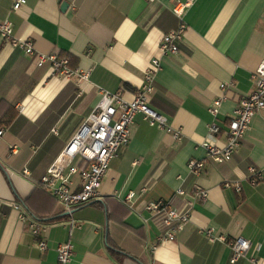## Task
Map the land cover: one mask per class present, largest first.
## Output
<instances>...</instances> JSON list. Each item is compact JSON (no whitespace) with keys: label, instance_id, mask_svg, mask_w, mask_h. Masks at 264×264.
Wrapping results in <instances>:
<instances>
[{"label":"crops","instance_id":"0c3cea01","mask_svg":"<svg viewBox=\"0 0 264 264\" xmlns=\"http://www.w3.org/2000/svg\"><path fill=\"white\" fill-rule=\"evenodd\" d=\"M13 2L0 0V23L7 20L37 54L67 58L88 77L53 76L50 62L37 66L0 37V118L14 114L0 127V264H57L56 247L67 242L69 264H230L228 244L237 238L249 249L234 264H264V180H246L249 166L264 168V109L229 161L215 163L200 146L226 144L227 123L254 90L251 75L264 61V0H26L17 11ZM182 3L188 6L178 18L173 9ZM180 23L178 52L162 56L163 35ZM154 59L160 67L148 104L181 138L137 115L98 198L68 215L42 190L41 178L88 119L99 91L132 101ZM221 97L213 117L208 107ZM189 161L202 162L199 176L189 174ZM71 182L77 191L78 175ZM194 189L206 198L193 201ZM129 192L131 203H124ZM156 201L190 213L172 241H159L162 221L145 211ZM32 220L43 229V252L28 229ZM206 229L225 243H209Z\"/></svg>","mask_w":264,"mask_h":264},{"label":"built area","instance_id":"2783aa9c","mask_svg":"<svg viewBox=\"0 0 264 264\" xmlns=\"http://www.w3.org/2000/svg\"><path fill=\"white\" fill-rule=\"evenodd\" d=\"M25 4L26 0H14L12 10L17 11ZM187 6L188 3L176 5L173 9L174 14L181 18ZM184 30L185 25L180 23L176 30L163 35L159 43V51L162 56L178 52V44L183 39ZM0 37L13 47L22 49L25 55L34 56L37 66L50 62L53 76H61L66 79L76 78L79 81H85L88 77V71L70 68L67 58L37 54L31 42L19 40L13 36L11 24L7 20L0 23ZM159 67V61L152 60L151 67L145 72L141 87L130 102L123 100L120 91L110 93L100 90L99 101L88 119L80 125L60 154L47 168L41 178L40 186L44 192L55 199L68 215H71L75 209L90 204L98 198L101 182L107 173L110 162L116 157L118 150L127 146L130 141L131 128L137 115H141L149 125L157 126L161 131L170 134L173 139L181 138V131L169 127L165 117L154 111L148 104V98L154 90L155 73ZM251 79L254 82V90L239 101L232 118L227 123L226 144L223 147H217L205 141L200 145L205 151V155L215 163H223L232 158L248 131L253 117L264 109V61L259 63L252 73ZM226 89L227 85H221V91ZM223 99L221 97L209 105L208 112L213 117L217 116ZM21 110L22 108L19 109V111ZM207 129L211 134H218L219 131V128L213 124H209ZM3 134L4 130L0 128V138ZM202 167L203 164L199 161H189L187 165L189 174L194 177L200 175ZM73 175L79 177L77 191L71 188V176ZM246 180L250 185H256L263 181L264 168L258 169L249 166ZM223 187L229 188L231 185L224 183ZM234 190L240 192L241 188L239 185H235ZM177 193L184 195L185 191L179 188ZM133 196L134 193L129 192L122 200L124 203H131ZM205 198V191L194 189L193 201ZM145 211L153 217H159L162 221L165 232L159 238L160 242L174 240L176 234L190 218L188 210H174L168 202L164 201L149 202L145 205ZM24 219L21 217V220ZM28 229L33 237L39 239L37 245L40 251H45L46 243L40 238L42 227L32 220L28 222ZM203 233L209 243H225V238L214 233L212 229H206ZM228 245L231 251L230 264L244 258L249 249V242L242 238H237ZM56 253L57 264H69L72 258L71 244L67 242L57 245Z\"/></svg>","mask_w":264,"mask_h":264},{"label":"trees","instance_id":"16d2710c","mask_svg":"<svg viewBox=\"0 0 264 264\" xmlns=\"http://www.w3.org/2000/svg\"><path fill=\"white\" fill-rule=\"evenodd\" d=\"M59 58V57H58ZM14 118V114L11 113L9 115H7L6 117L0 118V127L2 125H7L11 122V120Z\"/></svg>","mask_w":264,"mask_h":264}]
</instances>
